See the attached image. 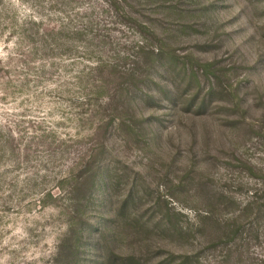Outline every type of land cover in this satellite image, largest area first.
I'll return each instance as SVG.
<instances>
[{"label":"rangeland","instance_id":"rangeland-1","mask_svg":"<svg viewBox=\"0 0 264 264\" xmlns=\"http://www.w3.org/2000/svg\"><path fill=\"white\" fill-rule=\"evenodd\" d=\"M1 5L20 24L42 23L41 31L72 19L91 26L59 40L58 49L45 44L43 51L31 55L26 49L7 60L13 81L9 90L0 84V264H120L102 262L105 241L89 229L74 261L59 255V246L69 229L70 175L101 139L91 135L102 117L95 102L100 96L109 101L120 79L131 81L108 65H91L118 58L128 68L123 57L139 55L135 48L141 43L167 53L164 65L141 53L151 75L131 83L141 97L133 102L137 116L148 115L150 122L129 132L127 123H140L126 113L109 124L105 179L81 197L87 221L104 219L114 249L136 254L140 264H175L187 251L198 254L194 264H264V235L224 257L211 244L217 232L210 222H202L192 238L165 224L176 214L196 228L198 212L222 193L240 202L264 186V0ZM9 28L0 33L3 57L19 51L18 33ZM31 56L26 66L21 59ZM122 120L127 123L120 128Z\"/></svg>","mask_w":264,"mask_h":264},{"label":"trees","instance_id":"trees-1","mask_svg":"<svg viewBox=\"0 0 264 264\" xmlns=\"http://www.w3.org/2000/svg\"><path fill=\"white\" fill-rule=\"evenodd\" d=\"M2 2V0H0ZM112 5H119L120 0H108ZM0 2V33L5 32L6 29L11 27L13 30H9L10 34L18 33V42L17 46L19 51L10 50L7 53V56H0V84L5 86V89L9 90L12 85L13 79H9V74H11L12 67L9 63H7L8 59H18L17 55H25L26 52L37 53L38 51H43L42 47L45 44L53 51L55 48L58 49V41L66 39L68 36L74 34H85L87 29L91 26L90 24L79 23L72 24V20L68 23L61 24L53 27H46V31H41L42 23H37V20L26 22L24 24H20L17 16L10 13L1 5ZM34 25V26H32ZM75 27L76 29H71ZM10 29V28H9ZM91 31V30H90ZM93 32V31H91ZM8 36V33H7ZM43 38V46H39V39ZM30 43V45H27ZM27 45V46H26ZM136 53L141 54L145 53L148 57L153 58L155 61L156 58L162 60V65L166 64L163 59L167 57L166 51L162 47L153 46L148 43H141L136 46ZM139 55L136 54H127L125 57V63L130 64V67L126 68L125 64L121 65L119 59H115V61H103L101 64L98 62L97 64H92V69H104L106 66H110L112 69V73L114 75H124L127 74L131 81L119 80L117 85L114 87L115 94L110 97L109 101L102 102V96L95 102V112L102 116L99 122H96L94 129L91 131L92 134H99L101 139L98 140L93 147L91 146L88 149L89 153H86L85 156L82 157V163L80 167H78L77 171H74L71 175V189L69 190V229L65 237L62 239L59 246V255H63L67 258V261L71 259V262L74 261V258H78L79 253L81 252V248L83 245V239L85 238L86 230H90L92 232H97L100 238L105 241L104 245L100 246L101 255L99 258L104 260H110L119 262L120 264H140V258L133 253H129L128 255L123 253H118L111 243L110 235L108 233L106 222L104 219L100 218L97 221L91 223V221H87V215L83 208L80 207L81 197L84 199L88 198L89 194L87 190H94L100 184V182L105 179L104 176V160L105 153L108 151L107 145L105 144V140L107 138V129L109 124L113 120L119 117H123L127 114L133 119H136L140 124L138 125H130L125 120L118 125L122 128L123 124L127 123V126L130 128L129 132L138 131L137 128L140 126L141 128H145L150 122V116L141 115L137 116L136 108L133 106V102L140 99L139 93H136L135 88L132 87L133 82H139L147 80L150 73V65L147 62H142L139 58ZM138 57V58H137ZM32 56L30 59H21V61L26 63V66L29 65ZM129 62V63H128ZM19 66V65H18ZM147 67V68H146ZM29 68H32L31 66ZM124 68V69H122ZM141 70L144 73V77H142V73L139 72ZM5 74V75H3ZM7 78V79H6ZM84 79V78H83ZM94 84V83H93ZM96 84L93 86L95 88ZM98 87H100L98 85ZM142 88V87H141ZM141 88L139 90H141ZM98 91V90H97ZM7 92V91H6ZM99 93H97V96ZM152 97L153 95L150 93L144 92V96ZM71 99V97L69 98ZM91 99V97H90ZM85 103V102H83ZM148 122V124H146ZM105 137V140L103 138ZM88 154V155H87ZM63 179H68L67 176L62 177ZM78 191L77 197L73 196V192ZM231 206V209H230ZM204 212H198V216L201 218L197 223V227L194 228L192 224L194 222L185 224L183 219L178 217L176 214L169 216V220L165 221L166 227L169 230L173 231L175 234H180L181 236H186V238H192L195 231L201 230V227H204V222H210L212 225V229L215 228V233L217 232V238L211 243L212 246L219 248L220 254L225 256H230L232 252L236 251L245 241L254 238V240H259L261 236L264 235V186L252 190L251 194L245 201H237L233 199L232 196L222 193L218 198L214 199L213 202L209 203L207 209ZM232 210V211H231ZM231 213L226 215L227 212ZM181 215L185 213L178 212ZM80 219V221H75ZM89 222L90 226L87 228L85 226V222ZM83 222V224H81ZM203 222V224H202ZM256 229L255 231H252ZM245 233V235H244ZM236 241V239H238ZM198 255L192 251H187L186 254L182 256V260L174 261L175 264H184L191 263L194 264L195 256ZM174 254L169 256V261L174 260ZM264 261V259H261ZM60 260L57 261V264H60ZM157 264H163V261H158Z\"/></svg>","mask_w":264,"mask_h":264}]
</instances>
